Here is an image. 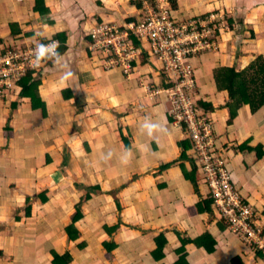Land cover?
<instances>
[{"label":"crops","instance_id":"obj_1","mask_svg":"<svg viewBox=\"0 0 264 264\" xmlns=\"http://www.w3.org/2000/svg\"><path fill=\"white\" fill-rule=\"evenodd\" d=\"M135 1L0 0V53L49 37L64 47L60 64L44 62L32 74L40 81L44 107L31 108L20 91L0 101V264H54V256L67 251L68 264H172L179 257V237L206 233L215 240L212 251L187 244L186 264H231L233 257L241 264H263L252 250L243 258L246 245L228 233L213 203L211 212L204 203L203 210L196 206L209 192L199 161L192 147L180 157L183 130L167 115L164 100L150 99L138 85L144 66L151 81L161 84L158 65L144 56L137 62L138 74L125 78L105 70L86 50L90 27L134 18ZM165 4L179 20L213 12L227 20L213 68L240 70L250 57L264 58V0ZM67 70L74 77L62 86L59 80ZM200 77L207 97L201 98L211 104L203 111L212 119L224 167L264 231V154L255 156L264 150V106L253 114L242 106L227 123L225 92L214 90L205 71ZM146 117L164 131L149 136L142 128ZM193 163L195 186L183 172ZM77 213L81 248L71 247L65 232ZM159 233L167 239L165 257L155 261L151 250ZM103 242L113 243L106 253Z\"/></svg>","mask_w":264,"mask_h":264},{"label":"built area","instance_id":"obj_2","mask_svg":"<svg viewBox=\"0 0 264 264\" xmlns=\"http://www.w3.org/2000/svg\"><path fill=\"white\" fill-rule=\"evenodd\" d=\"M139 1L138 15L123 24L92 25L86 33V50L100 58L105 70H120L127 78L135 71L134 63L144 56L158 65L161 84H151L145 77L138 85L150 99L165 98L167 115L190 139L219 217L225 220L233 237L260 254L264 264V231L254 221L252 206L242 199L224 167V155L216 144L212 119L197 105L200 98L195 96L196 78L188 63L198 54L218 50L216 31L219 33L224 28L223 16L211 13L183 21L174 17L166 0ZM38 43L8 47L0 53V99L28 71L39 69L32 66Z\"/></svg>","mask_w":264,"mask_h":264},{"label":"trees","instance_id":"obj_3","mask_svg":"<svg viewBox=\"0 0 264 264\" xmlns=\"http://www.w3.org/2000/svg\"><path fill=\"white\" fill-rule=\"evenodd\" d=\"M167 1L169 3L170 2L172 3V0H167ZM133 3H135L134 5H136L137 8H140L141 2L139 0H136ZM206 16H209V14L205 15V17ZM223 21L225 23L227 20L223 18ZM11 30H12V34H14L15 33L14 29L12 28ZM224 30H225V25L224 28L221 29V31ZM216 32H217L216 35L218 37L220 32L219 33L218 31ZM41 43L47 44L50 43V41H43V42L41 41ZM59 45L60 47L58 48V51L61 52L64 49V47L62 46V43ZM135 45H138V43L135 42ZM199 55L201 54H198L197 56ZM35 72L36 71H32V70L28 71L25 74V76L20 78V80L17 82V85L20 87L19 96L21 98L28 97L30 99L31 108L39 109L40 107L41 108L44 107V103L41 101L38 95V87L40 81L32 77V74H34ZM212 83L214 90L216 92L223 91L226 94L227 101L224 104V107L228 113V118L226 120L227 123H230L232 118L236 116L237 110L242 106H245L248 112L250 114H253L259 108L264 106V58L260 54L255 55L251 57L247 65H245L240 70H235L233 67H229V66H218L216 68H213ZM199 98L200 99L197 101V105L199 108H201L202 110L211 109L210 103L204 102V100L201 97ZM44 114H46V112H44ZM179 146L181 147L180 157L184 158L186 155V150L191 147V142L187 135H185L184 139L179 141ZM255 153H256L255 156L259 157V155L264 154V150H257V152ZM183 172L184 175L195 186L196 181L198 180L196 177L197 169L195 164L193 163L191 170L188 172L185 171L183 167ZM201 203H204L205 207H207L208 210L211 212L210 205L213 203V198L210 196L209 192H208V197L206 199H203L196 203V206L198 207L199 210H203L202 207L200 206ZM262 213L264 214V210L262 211ZM79 216L80 215L78 213L75 214L72 221L66 228L69 238L74 239L78 235V231L75 229L74 223ZM219 220L222 221V224L224 225V227H226L225 220L223 218H220ZM179 240L181 242V247L177 249V253L179 254V257L172 264H186V259H185L186 257L184 256L185 253L184 246L187 244H194L197 247L202 246L209 252L212 251L213 245L215 244V240L211 237V235L207 233L195 239L179 237ZM154 241H155V246L151 250V255L155 261H160L165 257L163 253V248L167 242V239L164 233H159L154 237ZM207 242H209L210 245L212 244V247L208 248ZM83 246L84 243H80L78 245L79 248ZM103 246L105 251L107 252L109 251V249L113 247V243L103 242ZM255 255L260 257V254L256 251H255ZM70 261H71V254L68 251L61 255H55L53 258L54 264H68ZM230 263L241 264L238 257L231 258Z\"/></svg>","mask_w":264,"mask_h":264},{"label":"clouds","instance_id":"obj_4","mask_svg":"<svg viewBox=\"0 0 264 264\" xmlns=\"http://www.w3.org/2000/svg\"><path fill=\"white\" fill-rule=\"evenodd\" d=\"M50 40V43L48 44H44V43H38L34 49L33 52V62H32V66L34 68H40L42 63L47 62V61H53L56 64H60L62 61V55L61 53L58 51V48L60 47V43L57 40H51V38H48ZM143 59V57L141 58ZM139 61V60H138ZM140 64L134 63L135 66V71L132 75L138 74V70L136 69ZM65 67H67L65 65ZM111 71V70H110ZM121 73L120 70H117ZM122 74V73H121ZM123 75V74H122ZM124 76V75H123ZM149 73L144 74L140 77V79H143L146 77V80H148L149 83L151 84H155L154 82L151 81L152 78L148 77ZM74 77V73H72L70 70H67L63 73V75L60 77L59 83L62 86H67L68 82L71 81ZM125 78H127L126 76H124ZM140 87V86H139ZM141 88V87H140ZM142 89V88H141ZM63 90V89H62ZM143 91V90H142ZM144 94V92H143ZM160 100V99H159ZM142 128L145 129L147 131V134L149 136H153L154 134L158 133V132H162L164 131V129L161 127V125L159 123H154L150 120V118H145L143 124H142ZM111 155V153H109V156ZM130 158V153H129V157ZM128 158L124 159V163L128 162ZM217 213V212H216ZM218 214V213H217ZM220 218V217H219ZM228 231V230H227ZM229 233V232H228ZM230 234V233H229ZM231 235V234H230Z\"/></svg>","mask_w":264,"mask_h":264},{"label":"rangeland","instance_id":"obj_5","mask_svg":"<svg viewBox=\"0 0 264 264\" xmlns=\"http://www.w3.org/2000/svg\"><path fill=\"white\" fill-rule=\"evenodd\" d=\"M138 11V10H137ZM132 17H136V16H132ZM146 51L148 52V53H150L151 54V51H150V49L148 48V47H146ZM218 51V50H217ZM217 51H214V53L212 52V53H205V54H201V55H199V56H194V57H192V58H190L189 59V61H188V63H189V65L192 67V70H193V72H194V74L195 75H197L198 76V78H197V80H196V91H197V95H195V96H198V98L199 97H202V98H207V97H205L204 95H203V89H204V87H205V85H203V84H200V82H199V78H201L200 77V73H204V71L206 72V74H207V78L210 80V84H211V86H212V77H211V72H212V69H213V67H214V57H216V56H218V53H216ZM220 52V51H219ZM152 57V56H151ZM251 58V57H250ZM250 58H249V60H250ZM195 60H196V63H195ZM152 62H154L153 60H152ZM143 69L145 70V72H142L143 74H147L148 73V67H146V66H144L143 67ZM201 89V90H200ZM211 90H209L208 89V92H209V94L210 95H212L215 91L213 90V87H211L210 88ZM16 91H20V87L18 86V85H14L13 86V89L12 90H10V92L8 93V94H10L11 92H13V94H16ZM201 92V93H200ZM205 92V91H204ZM8 94L6 95V96H8ZM202 94V95H201ZM5 96V97H6ZM4 97V98H5ZM2 99H0V101H1ZM160 100L162 101V100H165V98L163 97V96H161L160 97ZM84 192H81L80 193V200H81V197L82 196H84ZM80 200L78 201V203H80ZM80 210H81V208H80ZM254 211V210H253ZM69 225V224H68ZM74 227H75V224H74ZM65 232L67 233V230H65ZM69 237H68V233H67V239H68ZM69 239H71L72 240V246L71 247H78V245L81 243V238H80V235H77L76 236V238H69ZM245 248H246V251L244 252V253H242V256H243V258L245 259L246 258V256L248 255V252H249V250H252V252L254 253V251H253V249L252 248H250V247H247V246H245ZM249 248V249H248ZM106 252V251H105ZM243 259V260H244ZM240 263H242V262H240Z\"/></svg>","mask_w":264,"mask_h":264}]
</instances>
